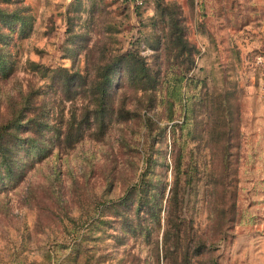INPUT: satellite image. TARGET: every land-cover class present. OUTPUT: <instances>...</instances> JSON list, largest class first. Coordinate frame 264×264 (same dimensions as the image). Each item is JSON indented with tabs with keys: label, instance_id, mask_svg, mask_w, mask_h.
Listing matches in <instances>:
<instances>
[{
	"label": "rangeland",
	"instance_id": "1",
	"mask_svg": "<svg viewBox=\"0 0 264 264\" xmlns=\"http://www.w3.org/2000/svg\"><path fill=\"white\" fill-rule=\"evenodd\" d=\"M23 1L31 29L10 46L15 67L0 75V118L19 93L45 89L47 78L28 61L84 72L108 53L132 48L156 63L162 23L153 0ZM165 1L179 5L187 39L197 48L192 67L180 72L169 64L161 72L152 111L140 109L123 84L118 91L124 108L135 111L131 118L112 121L100 139L85 134L72 147L54 149L0 193V264H165L160 246L156 257L154 244L139 235L118 244L97 219L105 217L101 201L137 178L141 154L149 151L169 166L170 152L177 154L184 171L180 215L188 221V243L199 236L205 245L188 264H264V0ZM76 14L73 29L85 31L91 50L89 58L80 50L71 62L66 20ZM60 97L47 105L64 119L86 103L81 95ZM143 114L163 127L156 150ZM42 189L54 192L47 210L38 208Z\"/></svg>",
	"mask_w": 264,
	"mask_h": 264
},
{
	"label": "trees",
	"instance_id": "2",
	"mask_svg": "<svg viewBox=\"0 0 264 264\" xmlns=\"http://www.w3.org/2000/svg\"><path fill=\"white\" fill-rule=\"evenodd\" d=\"M153 1L155 13L162 23L160 32L155 35L156 45L153 48H159V51L154 66L132 48L108 53L90 69L86 67L84 72L73 69L71 65L50 69L28 61L47 80L43 90L19 93V101L10 109V114L0 118V193L17 186L28 170L54 149L58 151L72 147L85 134L100 139L112 121L122 122L131 118L135 111L124 108L123 91H118L123 84L133 91L135 104L140 109L152 111L161 72L169 64H175L180 72L192 67L197 48L187 39L179 5L174 1ZM76 4L78 6L74 7V12L79 11V2ZM27 8L28 4L23 0H0L2 77L11 75L15 67L10 46L30 32ZM77 16L69 15L66 20V49L71 62L80 50H85L86 58H89L87 56L91 50L85 31L73 29L72 19ZM161 62L163 65L159 64ZM57 95L64 100H73L81 95L86 103L77 115L70 111L64 119L57 113L51 114L47 105V101ZM140 119L148 130L150 146L156 150L155 142L160 141L156 135L162 138L163 127L148 114H143ZM137 154L138 150L136 157ZM170 155L172 161L169 166L163 156L157 161L153 151L142 152L144 165L137 178L128 183L117 197L101 201L99 215L105 217L97 219L107 224L111 229L108 234L118 244L127 239L133 242L139 235L141 242L154 244L156 257L160 246L165 264H188L190 257L205 252V245L199 236H196L193 246L188 243L192 240L188 233V221L180 215L181 191L184 187L180 182L185 179L181 177L184 171L178 155L174 156L173 152ZM123 160L133 162L128 157ZM157 163L159 167L155 169ZM168 169L171 175L169 181L165 179ZM53 195L52 190L47 192L42 189L37 196L38 208L47 210Z\"/></svg>",
	"mask_w": 264,
	"mask_h": 264
},
{
	"label": "built area",
	"instance_id": "3",
	"mask_svg": "<svg viewBox=\"0 0 264 264\" xmlns=\"http://www.w3.org/2000/svg\"><path fill=\"white\" fill-rule=\"evenodd\" d=\"M135 2H136V3H140V2H141V0H135Z\"/></svg>",
	"mask_w": 264,
	"mask_h": 264
}]
</instances>
